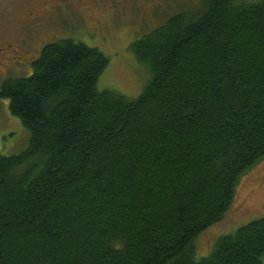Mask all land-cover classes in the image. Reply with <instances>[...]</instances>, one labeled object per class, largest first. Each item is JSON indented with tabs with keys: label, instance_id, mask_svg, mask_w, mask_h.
<instances>
[{
	"label": "trees",
	"instance_id": "1",
	"mask_svg": "<svg viewBox=\"0 0 264 264\" xmlns=\"http://www.w3.org/2000/svg\"><path fill=\"white\" fill-rule=\"evenodd\" d=\"M128 49L151 72L135 99L71 39L1 83L30 137L0 154V264H262L264 217L194 244L264 158V0H203Z\"/></svg>",
	"mask_w": 264,
	"mask_h": 264
},
{
	"label": "rangeland",
	"instance_id": "2",
	"mask_svg": "<svg viewBox=\"0 0 264 264\" xmlns=\"http://www.w3.org/2000/svg\"><path fill=\"white\" fill-rule=\"evenodd\" d=\"M40 1L0 0V39H8L6 34L14 33L15 17L22 18L27 7ZM202 1L137 0L140 12L132 15L131 5L126 0L112 16L105 11L102 0H82L78 6L80 15L75 19L71 16L65 23L61 20L47 27L48 30H40L36 39L30 36V41L35 40L32 56L19 69L8 73L5 79L29 76L32 62L45 45L71 39L97 48L108 58L107 67L98 78V90L108 89L135 99L150 81L151 72L147 64L137 61L128 49L129 44L177 13H192L201 7ZM5 79H0V85ZM29 137L28 130L10 113L8 100L0 98V154L10 156L22 152L29 144ZM261 217H264V158L241 177L233 203L224 218L196 238V258L208 256L219 237ZM261 263L264 264V255Z\"/></svg>",
	"mask_w": 264,
	"mask_h": 264
},
{
	"label": "flooded vegetation",
	"instance_id": "3",
	"mask_svg": "<svg viewBox=\"0 0 264 264\" xmlns=\"http://www.w3.org/2000/svg\"><path fill=\"white\" fill-rule=\"evenodd\" d=\"M81 1L41 0L37 5L27 7L22 18L15 17L14 33H7L8 39H0V79H5L8 73L28 62L32 56V43L35 41H30L31 35L36 39L40 30H48L47 27L58 24L61 20L65 23L71 16L75 19L80 15L78 6L81 5ZM125 1L102 0V5L105 11L113 16ZM128 2L131 5L130 13L138 14L140 7L137 8V0H128ZM104 39L107 40L108 37Z\"/></svg>",
	"mask_w": 264,
	"mask_h": 264
}]
</instances>
